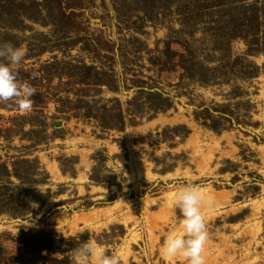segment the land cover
<instances>
[{"label":"rangeland","instance_id":"rangeland-1","mask_svg":"<svg viewBox=\"0 0 264 264\" xmlns=\"http://www.w3.org/2000/svg\"><path fill=\"white\" fill-rule=\"evenodd\" d=\"M3 42L36 94L0 103L2 262L47 232L67 249L29 264L89 238L178 264L165 196L190 181L216 201L205 264H264V0H0Z\"/></svg>","mask_w":264,"mask_h":264},{"label":"clouds","instance_id":"clouds-1","mask_svg":"<svg viewBox=\"0 0 264 264\" xmlns=\"http://www.w3.org/2000/svg\"><path fill=\"white\" fill-rule=\"evenodd\" d=\"M25 57V49L11 42L0 43V103L11 101L21 113L30 111L36 89L18 79V70ZM169 207L178 210L177 226L168 231L159 249L166 259L178 264H205L202 251L207 240L204 212L211 209L215 196L206 188L190 181L178 184L165 196ZM71 264H124L122 247L106 249L97 240L89 238L71 251Z\"/></svg>","mask_w":264,"mask_h":264},{"label":"trees","instance_id":"trees-1","mask_svg":"<svg viewBox=\"0 0 264 264\" xmlns=\"http://www.w3.org/2000/svg\"><path fill=\"white\" fill-rule=\"evenodd\" d=\"M159 97L160 95H158V98ZM164 101L166 103L168 99L165 98ZM165 103L164 106L168 107L169 104ZM154 109L159 110L158 106L154 107ZM215 121L216 119L213 118V123L211 126H213L214 129L216 128L215 125L218 124V121ZM66 249V244L63 242V239L57 238L47 232L41 233L38 237H36V239L32 236L27 237L24 235L21 238L19 248H17L15 255L12 257V263L29 264L32 262L58 260L57 258L52 257L53 253L58 250L65 251ZM2 256V249L0 248V264H5L2 262ZM63 260L64 259L61 260V263Z\"/></svg>","mask_w":264,"mask_h":264}]
</instances>
